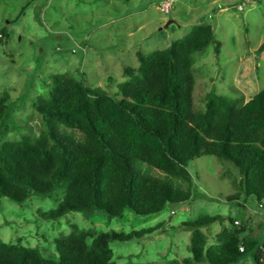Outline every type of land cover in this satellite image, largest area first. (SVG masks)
<instances>
[{
  "label": "trees",
  "instance_id": "obj_1",
  "mask_svg": "<svg viewBox=\"0 0 264 264\" xmlns=\"http://www.w3.org/2000/svg\"><path fill=\"white\" fill-rule=\"evenodd\" d=\"M211 43L219 54L222 43L215 39L214 25L201 23L165 49L138 52V68H125L127 79L114 94L67 73L52 74L49 96L34 102L44 123L38 137L22 133L20 140L0 141V205L3 197L23 204L32 195L50 197L60 191L57 206L39 211L41 218L57 221L70 212L94 211L122 218L127 209L149 216L192 199L194 178L188 164L202 156L231 162L243 194L264 200V89L249 101L234 86L229 95L212 90L203 110L194 104V56ZM263 51L264 39L258 48ZM9 101V92H4L0 128ZM59 128L81 137L64 129L60 134ZM134 160L163 177L137 168ZM220 219L202 215L182 222L178 229L191 233L190 256L166 264H237L248 256L254 264H264V242L246 237L248 221L237 226L231 219L218 243L207 246L202 229ZM161 226L92 233L72 225L71 233L54 240L57 258L21 240L0 239V264H117L112 242L143 239Z\"/></svg>",
  "mask_w": 264,
  "mask_h": 264
},
{
  "label": "rangeland",
  "instance_id": "obj_2",
  "mask_svg": "<svg viewBox=\"0 0 264 264\" xmlns=\"http://www.w3.org/2000/svg\"><path fill=\"white\" fill-rule=\"evenodd\" d=\"M170 1L0 0V96L10 94L0 141L20 140L22 133L38 137L44 123L34 102L49 96L52 74L67 73L88 87L114 94L117 84L127 79L125 68H138V52L165 49L201 23L213 24L215 39L222 44L219 54L211 43L194 56L196 108L203 110L205 97L212 90L229 95L234 86L246 100L264 89V51L258 52L264 39V0H173L172 5L167 4ZM240 4L242 10L238 9ZM63 129L58 132L65 130L81 137ZM133 163L144 172L163 177L144 163ZM188 169L194 178L192 199L180 205L168 204L149 216L127 209L122 218L94 211L45 220L39 211L55 208L62 192L50 197L32 195L23 204L3 197L0 239L7 243L21 240L26 246L38 247L44 256L57 258L54 240L71 233L72 225L92 233L111 229L129 233L162 223L158 231L143 239L114 241L110 247L117 264H166L190 256L191 233L178 229L182 222L220 215L221 219L207 229L211 240L217 230L230 225L232 216L240 222L237 226L248 221L254 235L260 233L264 240V200L243 194L239 172L231 162L202 156L189 162ZM174 183L187 186L179 180ZM88 243H92L91 238Z\"/></svg>",
  "mask_w": 264,
  "mask_h": 264
},
{
  "label": "crops",
  "instance_id": "obj_3",
  "mask_svg": "<svg viewBox=\"0 0 264 264\" xmlns=\"http://www.w3.org/2000/svg\"><path fill=\"white\" fill-rule=\"evenodd\" d=\"M245 1H247V0H245ZM254 2H258V0H255ZM240 5H242V4H240ZM243 6V5H242ZM221 10V9H220ZM223 10V9H222ZM221 10V11H222ZM255 77V80H256V76H254ZM240 88V87H239ZM256 93V92H255ZM254 93V94H255ZM254 96V95H253ZM251 98H247L246 97V100L245 101H249ZM261 206V205H260ZM239 209H240V207H239ZM230 219H235V217H230ZM235 220H237V219H235ZM260 226V225H259ZM226 227H229V226H226ZM226 227H224V228H226ZM205 229H206V232H205ZM207 229H209V227L208 228H204V229H202L204 232H205V234L208 236V247H210V246H214V245H216L214 242L215 241H217L218 240V236H219V234L221 233V231L223 230H217L218 232H216V237L214 238V240H211L210 239V237H209V234H208V230ZM254 232H255V230L254 229H252V226L250 225V228H249V231H248V233L246 234V237L247 236H249V237H254V238H258V239H261L260 238V233L259 234H257V235H254ZM263 242H264V240H263ZM217 243H218V241H217ZM165 258H166V256H165ZM237 264H254V261H253V259H252V257H245L244 259H242L239 263H237Z\"/></svg>",
  "mask_w": 264,
  "mask_h": 264
},
{
  "label": "built area",
  "instance_id": "obj_4",
  "mask_svg": "<svg viewBox=\"0 0 264 264\" xmlns=\"http://www.w3.org/2000/svg\"><path fill=\"white\" fill-rule=\"evenodd\" d=\"M172 2H173V0H171V1L168 2L167 4L170 3V5H172ZM238 9H239V10H242V9H243V6H242V5H239V6H238ZM169 11H170V9H169V8H166V12H169ZM235 224L238 225V224H240V222H239L238 220H236V221H235ZM241 250L243 251L244 249L241 248Z\"/></svg>",
  "mask_w": 264,
  "mask_h": 264
},
{
  "label": "water",
  "instance_id": "obj_5",
  "mask_svg": "<svg viewBox=\"0 0 264 264\" xmlns=\"http://www.w3.org/2000/svg\"><path fill=\"white\" fill-rule=\"evenodd\" d=\"M173 20H170L168 23H171ZM168 23L166 24V26L168 25Z\"/></svg>",
  "mask_w": 264,
  "mask_h": 264
}]
</instances>
